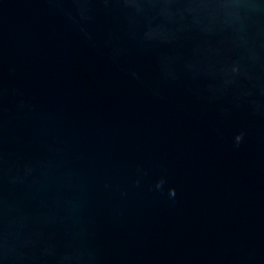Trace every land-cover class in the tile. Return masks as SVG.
I'll use <instances>...</instances> for the list:
<instances>
[{
	"label": "water",
	"instance_id": "obj_1",
	"mask_svg": "<svg viewBox=\"0 0 264 264\" xmlns=\"http://www.w3.org/2000/svg\"><path fill=\"white\" fill-rule=\"evenodd\" d=\"M0 264H264V0H0Z\"/></svg>",
	"mask_w": 264,
	"mask_h": 264
}]
</instances>
